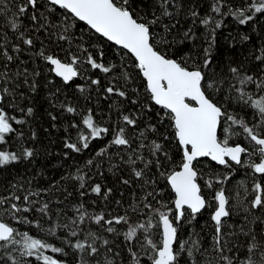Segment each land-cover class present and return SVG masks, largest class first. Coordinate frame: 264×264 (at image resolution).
<instances>
[{
	"label": "trees",
	"instance_id": "1",
	"mask_svg": "<svg viewBox=\"0 0 264 264\" xmlns=\"http://www.w3.org/2000/svg\"><path fill=\"white\" fill-rule=\"evenodd\" d=\"M130 2L134 12L142 17L150 18L152 12L156 10L154 0H130ZM252 2L253 0H220V12L217 13L212 10L214 0H175V5L170 7V11L174 13L173 17L164 19V24H174L175 28L171 33H165L163 26L156 27L155 31L164 35L169 41H177L171 48H167L168 54L174 59L186 60L189 66L195 64L202 67L207 49L208 58L212 63L210 68L204 71L222 77L223 88H227L229 81L236 83L232 78L231 68H237L241 76L251 75L257 80H262L264 79V59H258V57L264 52V13L246 12L245 16L253 15V19L245 24L239 23V19L231 14L244 9ZM44 3L45 0H40L41 5ZM31 11L33 10L30 9ZM39 11L47 15L45 7H40ZM61 11L57 10L58 13ZM192 11L199 15L193 17ZM68 17L69 21L75 24L66 33L68 40L59 39L60 35L64 34L62 29H40L28 17H23L21 31L34 40L31 48L24 45L10 29H3L9 38L10 54L16 55L11 52V45H19L23 50L19 54V60L8 66L9 73L18 71L22 73L26 68L29 85L34 82L35 91L24 85L23 75L19 76L17 83L20 87L17 92L23 95H17L15 104L24 111L5 107V111L10 116L25 122L23 124L13 122L16 132L8 138L6 146L0 145V149L19 154L23 147L33 151V156H21L18 161L0 167V198L20 197L19 200L7 199L0 205V220L9 223L19 233H27L33 238L63 247L66 255L52 253L50 249L44 250V254L62 259L67 264H78L81 254L65 245L64 238L67 237L75 243L78 239L83 240L84 234L89 230L102 239H108L113 252H119L120 255L116 258L117 264H130L123 235L127 232L128 225L113 224L112 227L116 228V232L108 233L106 231L108 225L103 222L98 225L89 217L101 213L106 219L126 215L129 224L145 222L151 213L144 208L143 198L148 192L154 190L155 198L149 196L148 202L153 208H159L161 211L172 209L174 216L176 214L175 194L166 177L161 176L160 172L166 171L170 174L173 170L178 171L182 152L175 138L172 122L164 117L163 109L151 103L146 91V81L136 67L134 58L93 32L84 23L71 17L70 14ZM60 18L55 15L49 17L57 23ZM206 18H211L207 26L201 23V20ZM217 22L219 27H216ZM0 23H3L2 17H0ZM189 29L194 39L184 37V33ZM81 46L87 48L94 57L102 51L103 61L117 66L114 70L115 75L118 77L120 72L126 71L130 79L116 81L113 79V74L105 75L84 64L82 67L85 71H82L81 77L65 84L49 71L50 66L43 58L34 55L41 49L46 55L55 54L60 58L66 57L68 49L77 55H82L77 51ZM0 70L3 69L0 68ZM34 72H39V75H33ZM88 77L100 79V85L91 84ZM111 83H116L118 87L125 90L128 98L107 94L105 89ZM2 86L12 87L11 83L0 85ZM80 87L84 88L83 92L80 91ZM246 90L258 95L264 94L257 93L256 84H248ZM217 98H220L219 95ZM133 100L137 103H132ZM149 105H151V111L148 110ZM68 106L76 108V113H68L66 111ZM227 107L230 113L248 121L249 126L252 125L254 117L252 109L235 102H228ZM28 108L32 109L31 115H27ZM89 109L92 111L94 122L100 127H107L109 133L102 135V138L92 140L88 149L78 153L65 145L71 142L78 143L79 146V131H84L85 134L88 132L82 124V119ZM122 115L134 116L137 119L136 126L124 124ZM258 122L257 120L256 123ZM74 124L79 128L73 127ZM149 126H154L157 131L152 132ZM120 127H123L126 134L132 138L131 148L115 145L109 147L114 130ZM234 128L240 131L239 126ZM141 132H144L146 137L143 140L144 144L148 145L154 140L162 146L161 152L157 155L163 167L158 169L155 162L145 166L146 161H155L147 147L140 152L143 160L137 159L135 165L127 163L130 156L136 159L133 150L141 142L139 137ZM19 133L23 134L22 137L18 135ZM220 138H224L223 134H220ZM229 143L233 146L235 144L249 145V141L242 135L233 136ZM105 148L107 152L99 155L98 153ZM164 153L170 159H166ZM89 160L92 161L91 165L88 164ZM252 160L259 162L256 156H253ZM230 165V167L218 166L207 159L198 162L197 169L200 174L198 182L210 206L195 215L194 219L187 210L185 218L178 224L179 240H189V237L192 240H198L202 249H208L207 258L212 260L213 264H217L216 253L212 251L213 238L216 235L215 224L211 219L216 207L213 195L221 188L229 196V206L232 211V215L225 220L223 229L229 249L224 254L233 257L237 264L244 258L251 238L244 235L241 228L243 232L254 233L258 241L264 242V211L260 209H253L250 213L245 211L256 195L253 191L254 181L262 182L261 176L254 173L249 166L235 165L231 162ZM133 169L143 170L144 175L141 178L135 177ZM78 177H84V179L80 180ZM209 179L213 181L211 189L205 187ZM124 180H128L129 183H123ZM97 184L102 188L99 195L92 192V188ZM109 189L111 192H108ZM25 196L28 197L27 201L24 199ZM12 203L30 210L17 213V218L14 219L7 211ZM45 204L48 205L47 209L41 211ZM81 205L83 209L78 211ZM134 207L139 211H133ZM82 212H87L88 216L83 223H80ZM25 219L29 222H24ZM72 221H76V224H72ZM56 225H69L70 229H82L83 232L80 236L70 237L67 230L56 228ZM48 229H54L55 234H50ZM153 232L158 237V231L153 229ZM133 244L135 245V241ZM97 245H100V241H97ZM190 245L191 240L185 247ZM133 250H138V246H135ZM101 251L103 252L104 249L101 248ZM13 254L19 257V251ZM150 254L149 252L148 255ZM148 255H141V264H150ZM195 258L197 264H204L205 258L199 253H195ZM22 259L27 264H43L35 256L22 257ZM180 264H192V258L188 257L186 252L182 253ZM219 264L224 262L220 261Z\"/></svg>",
	"mask_w": 264,
	"mask_h": 264
},
{
	"label": "snow or ice",
	"instance_id": "2",
	"mask_svg": "<svg viewBox=\"0 0 264 264\" xmlns=\"http://www.w3.org/2000/svg\"><path fill=\"white\" fill-rule=\"evenodd\" d=\"M175 5V0H154L155 11L152 12L151 17H142L134 12L130 0H45L44 5L40 4V0H0V17L3 18V23H0V85H7L11 83L12 87H0V145H7L8 138L16 132L13 128V122L16 124H23L25 121L17 119L15 116H10L5 107L17 108L23 112L24 109L15 104L18 93L17 90L20 85L17 83V78L21 75L25 77L23 83L35 91V83L29 85L27 79L28 70L10 74L8 66L19 60V54L23 51L19 45H11V52H9V38L3 29L8 28L17 35V38L22 40L24 45L31 48L34 45V40L25 35L21 28L22 18L28 17L34 25L40 29L54 28L62 29L63 33L59 39L68 40L66 33L75 24L69 21L68 14L76 20L83 22L95 33L113 42L121 49L126 50L134 57L136 67L139 69L143 78L146 81V91L149 95L152 104L159 106L164 110V117L172 122L174 128V135L177 139L182 152L181 163L179 170H173L170 174L166 171H161L160 175L166 177L171 189L175 193L174 207L176 214L172 215V209L161 211L159 208H153L152 204L148 202V197L155 198V190L148 192L144 196V208L148 209L151 215L145 222H138L129 224V219L126 215L117 216L111 219H106L101 213L94 217H89L95 221L96 224L102 222L108 227V233H115L116 228L113 224L128 225V230L124 233V239L127 244V252L130 257V264H141V255H148L150 264H180L181 254L187 253V256L192 258V264H197L195 253H199L204 257V264H213L212 260L207 258L208 249H202L198 240L180 241L178 238V224L179 221L185 218V210L187 209L192 218L196 214L201 213L203 209L209 207V202L202 194V188L198 182L200 174L197 169V163L200 158L208 157L219 165L230 167V161L237 165H245L242 157H248L247 165L252 168L254 173L260 174L262 182H255L253 191L256 193L254 198L249 202L250 207L245 209L246 212H251L253 209H260L264 211V94H256L247 91L248 84H256L257 93H264V79L257 80L251 75H243L239 73L237 68H231L233 79L236 83L229 81L227 88H223L224 79L217 77L214 73H207L204 69H209L212 63L208 58V50H205V59L202 67L192 64L189 66L184 59H174L167 51L177 41H169L164 35L155 31L156 27L163 26L165 33H171L175 25L164 24L165 18L173 17L174 13L170 11V7ZM45 7L47 15L40 12V7ZM30 9L33 11L30 12ZM62 10L57 12V10ZM214 12H220V0H214L212 7ZM231 11V10H230ZM264 13V0H253V2L242 10H237L231 14L239 19V23L245 24L253 19V15L245 16V13ZM57 16L59 23L55 20L49 19L50 16ZM193 17L199 14L192 11ZM211 18L201 20L205 26L209 25ZM216 23V27H219ZM186 39H194L191 34V29L184 33ZM183 43V41H179ZM78 52L82 55L73 53L70 49L66 50V57L60 58L55 54H45L41 49L34 55L43 58L50 66L49 71L53 72L57 77L61 78L65 83L73 81L75 78L81 77L83 65L87 64L92 70H98L101 73L108 75L113 74V79L118 81L123 79L128 81L130 77L126 71L120 72L117 77L115 71L117 66L115 64H106L103 61V52L101 51L97 57L88 52L87 48L78 47ZM86 54V55H83ZM264 59V52L258 57ZM33 75H39V72H34ZM91 84L100 85V79H91ZM80 91H84L80 87ZM105 92L111 95H117L121 98H128V93L116 83H111ZM235 92V95H233ZM219 95L220 98H217ZM235 102L254 112L252 125L242 117L229 112L227 103ZM132 103H137L133 100ZM151 111V105L148 106ZM68 113H76L77 109L68 106L66 108ZM32 114V109H27V115ZM55 119V117H53ZM124 124L135 127L137 119L131 115H122ZM259 121L256 123V121ZM82 124L88 130L87 134L84 131H79L78 143H66V147L75 152H81L83 149H88L90 142L94 139L102 138V135L109 133L107 127H100L94 122L92 111L89 109L87 115L82 119ZM234 126H239L240 131H236ZM73 127L79 128L78 125ZM152 132L157 131L154 126H149ZM223 134L224 138H220ZM22 137V133L18 134ZM243 136L249 145L235 144L230 145L229 141L233 136ZM141 142L137 148L133 150L136 159L129 157L127 163L135 165L136 160H143L140 154L146 147L149 149L155 161L148 160L145 166L151 165L155 162V166L159 169L163 167L158 153L161 152L162 146L156 141H152L146 145L143 140L146 139L144 132L139 134ZM167 139V137H165ZM123 146L126 148L132 147V138L129 137L125 129L120 127L113 132V138L109 144ZM107 148L102 149L99 155H104ZM21 156L32 157L33 151L23 148L19 152L8 151L0 149V167L6 166L12 162L18 161ZM166 159H170L164 153ZM259 158V162L252 160V157ZM91 165L92 161L89 160ZM134 175L141 178L144 175L143 170H135ZM83 180L84 177H78ZM223 183V181H218ZM123 183L128 184V180ZM152 183H155L152 181ZM83 187V184H81ZM205 187L211 189L213 181L209 179L205 183ZM92 192L101 194L102 188L99 184L92 188ZM111 192V189L108 190ZM38 195V193H35ZM7 199L19 200V196L0 198V205L4 204ZM24 199L27 201L28 197ZM213 200L216 202L215 210L211 219L215 224L214 244L212 251L216 253L217 264L223 261L224 264H237V261L230 256L225 255L228 249V242L225 239L223 231L226 221L225 218L232 215L229 206V196L226 195L223 188L216 191L213 195ZM48 205L45 204L41 211H45ZM166 207V205H162ZM83 209V205L78 211ZM28 208L18 207L17 204L12 203L9 211L14 219L16 214L22 211H29ZM133 211H139L138 208H133ZM87 212H82L80 216V223H83ZM247 219V217H245ZM155 220V223H153ZM24 222H29L26 219ZM76 224V221H72ZM39 226V225H37ZM56 228H63L68 231V236L77 237L83 232L82 229H70L69 225H56ZM156 229L159 233L158 237L153 232ZM50 234H55L54 229H48ZM241 232L250 236L251 243L248 244L245 256L239 260V264H264V242L258 241L254 233ZM20 237L19 239L17 237ZM100 241V245H97ZM135 241V245L133 244ZM64 244L72 247L81 255L78 259V264H117L116 258L119 257V252H113L110 247L108 239H102L91 230L84 234L83 240H77L72 243L67 237L63 240ZM19 246V248L17 247ZM138 246V250H133ZM235 247V245H234ZM101 248L104 251H101ZM50 249L52 253H59L66 255L63 247H57L41 239L33 238L27 233H19L18 230L9 225L7 222L0 220V264H27L22 257L35 256L37 260H41L43 264H67L62 259L54 258L52 255H45L44 250ZM19 251V257L13 253ZM111 254V255H110Z\"/></svg>",
	"mask_w": 264,
	"mask_h": 264
},
{
	"label": "water",
	"instance_id": "3",
	"mask_svg": "<svg viewBox=\"0 0 264 264\" xmlns=\"http://www.w3.org/2000/svg\"><path fill=\"white\" fill-rule=\"evenodd\" d=\"M83 23V22H82ZM86 25V24H85ZM87 26V25H86ZM88 27V26H87ZM89 29H90V27H88ZM92 30V29H91ZM93 32H94V30H92ZM97 34V33H96ZM99 35V34H98ZM100 36V35H99ZM102 37V36H101ZM102 38H104V37H102ZM106 41H108L106 38H104ZM108 42H110V41H108ZM111 44H113V45H115L113 42H110ZM116 47H118V48H120L119 46H117V45H115ZM121 49V48H120ZM123 50V49H122ZM124 51H126V50H124ZM127 52V51H126ZM130 54V53H129ZM131 55V54H130ZM134 58V57H133ZM135 60V59H134ZM54 74V73H53ZM55 75V74H54ZM56 76V75H55ZM57 77V76H56ZM57 78H59V77H57ZM59 79H61V78H59ZM76 79V78H75ZM62 80V79H61ZM145 80V79H144ZM63 81V80H62ZM64 82V81H63ZM65 83V82H64ZM70 82H68V83H65V84H69ZM159 107V106H158ZM205 159H207V160H209L210 162H212V163H214V164H216V165H218V166H224V165H219L217 162H215V161H212L210 158H208V157H205V158H200L199 159V161L198 162H200V161H202V160H205ZM242 159H243V157H242ZM231 162V161H230ZM231 163H233V164H235V162H231ZM198 164V163H197ZM235 165H237V164H235ZM169 184V183H168ZM169 186H170V184H169ZM171 188V187H170ZM173 191V190H172ZM173 193H174V191H173ZM175 194V193H174ZM175 198H176V196H175ZM204 210V209H203ZM202 210V211H203ZM187 211V209L185 210V212ZM201 211V212H202ZM200 214V213H199ZM196 215H198V214H196ZM227 218H225V220H226ZM182 221V220H181ZM181 221H179V222H181Z\"/></svg>",
	"mask_w": 264,
	"mask_h": 264
},
{
	"label": "rangeland",
	"instance_id": "4",
	"mask_svg": "<svg viewBox=\"0 0 264 264\" xmlns=\"http://www.w3.org/2000/svg\"><path fill=\"white\" fill-rule=\"evenodd\" d=\"M243 160L246 162L245 165H247L248 158L246 157Z\"/></svg>",
	"mask_w": 264,
	"mask_h": 264
}]
</instances>
